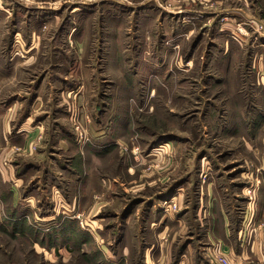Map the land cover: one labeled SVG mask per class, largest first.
I'll use <instances>...</instances> for the list:
<instances>
[{
	"label": "rangeland",
	"instance_id": "rangeland-1",
	"mask_svg": "<svg viewBox=\"0 0 264 264\" xmlns=\"http://www.w3.org/2000/svg\"><path fill=\"white\" fill-rule=\"evenodd\" d=\"M208 193L264 264V0H0V264H178Z\"/></svg>",
	"mask_w": 264,
	"mask_h": 264
},
{
	"label": "crops",
	"instance_id": "crops-1",
	"mask_svg": "<svg viewBox=\"0 0 264 264\" xmlns=\"http://www.w3.org/2000/svg\"><path fill=\"white\" fill-rule=\"evenodd\" d=\"M210 186L207 187L208 192L211 190ZM205 199L207 210L211 212L208 218L209 223L206 226V231L202 234L201 241L196 238L198 240L196 244L200 245L202 243L204 247L202 248L201 245V248L193 247V250L196 252H192L193 254H191L189 251L187 253L185 264H194V256L197 259L199 258L197 264H212L211 262L208 263V259L204 257L206 251L212 249L223 252L231 257L235 255L238 259L244 258L248 250L247 243L244 242L245 235L242 237L241 229L232 224V220L235 217L234 213L236 212L235 203L238 201L237 198L234 195L228 196L226 194V197L215 199L213 195L208 193ZM191 242L193 244V240ZM205 248L206 250H204ZM249 251L252 250L249 249ZM185 260L180 259L178 264H184Z\"/></svg>",
	"mask_w": 264,
	"mask_h": 264
},
{
	"label": "built area",
	"instance_id": "built-area-1",
	"mask_svg": "<svg viewBox=\"0 0 264 264\" xmlns=\"http://www.w3.org/2000/svg\"><path fill=\"white\" fill-rule=\"evenodd\" d=\"M218 259L221 264H228L227 259H225L223 256H219Z\"/></svg>",
	"mask_w": 264,
	"mask_h": 264
},
{
	"label": "bare ground",
	"instance_id": "bare-ground-1",
	"mask_svg": "<svg viewBox=\"0 0 264 264\" xmlns=\"http://www.w3.org/2000/svg\"><path fill=\"white\" fill-rule=\"evenodd\" d=\"M41 7V6H40Z\"/></svg>",
	"mask_w": 264,
	"mask_h": 264
}]
</instances>
